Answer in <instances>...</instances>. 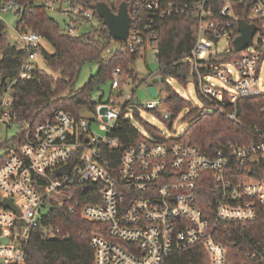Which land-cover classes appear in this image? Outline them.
Masks as SVG:
<instances>
[{"label": "built area", "instance_id": "1", "mask_svg": "<svg viewBox=\"0 0 264 264\" xmlns=\"http://www.w3.org/2000/svg\"><path fill=\"white\" fill-rule=\"evenodd\" d=\"M242 1L135 0L129 3L127 39L112 38L116 47L110 44L105 52L139 51V57H145L152 48L160 62L158 20L178 15L195 20L197 37L181 60L189 63L194 85L213 109L242 124L238 112L228 111L227 106L264 93L260 78L264 70V0H247L250 11L245 17L236 12ZM63 2L69 3L67 10H62ZM47 4L50 10L70 14L72 21L64 32L73 36L82 32L78 24L97 14L77 0H48ZM7 12L18 15L20 21L23 3L0 0V20L4 21L2 14ZM239 18L259 29L254 44L237 52L233 41L239 34ZM17 23V48L24 57L16 79H29L42 58V36L18 28ZM231 53L240 55L229 58ZM120 72L116 68L113 73L112 89L123 84ZM213 78L222 84L217 85ZM171 80L176 79L160 80L164 93V85L172 84ZM133 93L130 90L123 102L119 96L100 101L92 108V117L83 114L76 118L55 108L50 117L35 124L19 119L11 108V96L5 94L0 122L15 124L17 134L13 147L0 157V264H26L28 244L36 229L45 237L59 235L60 229L46 218L65 199L72 202L71 211L79 209L82 218L100 224L90 235L95 264H164L171 256L196 249L204 250L207 264H229L231 250L238 253L239 264H264V129L251 128L256 138L250 142H229L211 152L185 139L184 133L146 130L145 139L124 150L112 173L101 161L100 148L103 144L118 146L113 132L121 116L132 118L130 109L138 106L157 110L166 97L165 93L158 102L138 105L132 101ZM124 106L130 108L128 112H122ZM262 110L264 113V106ZM173 114L166 110L159 115L169 121L177 116ZM100 125L107 129L105 136L96 135ZM68 163L70 170L56 174V169ZM86 183L93 189L87 193L96 196V201L82 203L86 195L74 191ZM6 198L17 210L5 207Z\"/></svg>", "mask_w": 264, "mask_h": 264}, {"label": "trees", "instance_id": "2", "mask_svg": "<svg viewBox=\"0 0 264 264\" xmlns=\"http://www.w3.org/2000/svg\"><path fill=\"white\" fill-rule=\"evenodd\" d=\"M23 3L24 12L18 28L34 30L47 39L54 47V52H48L41 45L42 58L47 66L56 72H44L38 67L33 71L32 77L17 78L24 54L18 51L17 43L11 44L5 34L6 24L0 20V110L2 100L6 93L11 92V108L19 119H26L33 124L50 117L55 108H63L71 112L76 118H80L86 110L103 101L102 95L98 100L93 99L94 92L102 83L112 79L113 68H122L132 76L134 61L139 58V51H117L106 53V48L113 42L108 28L102 19L96 15L97 24L91 23V29L82 31L79 36L69 35L61 29L59 22L52 17L47 10L45 2L48 0H20ZM97 1H106L113 10H117L123 0H77L85 8H91V4ZM133 3L135 0H127ZM236 8L241 17L248 15L250 5L243 0ZM219 7L222 2H219ZM217 5V7H218ZM237 7V3H235ZM158 45L160 48V71L165 76H172L180 84L188 83L190 76L189 63L181 60V55L188 51L197 37L196 21L184 16H171L159 19ZM65 29V28H64ZM264 36V32L262 33ZM262 41L260 42V47ZM239 53L227 55L229 58L238 57ZM96 61L98 69L90 79L81 87L76 88L75 83L85 63ZM145 81L142 79L141 82ZM167 97L161 100L160 109L171 110L175 117L187 107L189 113L184 119L191 121L184 130L183 137L196 143L201 150L211 152L229 142H250L256 138L255 126L264 129V93L241 98L236 105L230 104L227 110H236L242 124L229 118L218 109L201 111L197 106L187 104L188 101L180 96L166 83ZM68 91L69 104H63L60 93ZM65 94V95H67ZM64 96V95H62ZM206 101V100H205ZM164 102H167L166 105ZM207 102V101H206ZM209 103V102H207ZM210 104V103H209ZM213 108V107H212ZM124 106L122 112L129 111ZM135 116H139L138 107L130 109ZM156 111V110H150ZM146 130L156 134V126L144 121ZM253 128V129H251ZM113 135L119 140L117 147L103 144L101 161L114 173L124 150L136 142L145 139L142 132L133 123L132 118L122 115L118 127ZM15 138V137H14ZM13 138V140H14ZM78 196L83 194L81 202L96 201L94 195L87 192L93 191L89 183L75 187ZM68 199L63 203H57L50 210L46 222L60 229V233L54 237H45L38 229L28 244V258L26 264H95L94 250L90 243V235L100 226L99 223L88 221L80 215V210L71 211ZM207 255L202 249L191 250L171 256L164 264H207ZM229 264H239L238 253L231 250Z\"/></svg>", "mask_w": 264, "mask_h": 264}, {"label": "rangeland", "instance_id": "3", "mask_svg": "<svg viewBox=\"0 0 264 264\" xmlns=\"http://www.w3.org/2000/svg\"><path fill=\"white\" fill-rule=\"evenodd\" d=\"M48 6L47 2H45ZM68 2L62 3V10L68 9ZM59 6V5H57ZM48 13L54 17L61 27V29L64 30L68 26V24H71V17L70 14L64 11L60 10H50L48 9ZM73 15V14H71ZM2 19H4L6 27H5V34L11 44H15L18 38V32L16 29V23L19 20V16L12 12H7L2 14ZM91 23H94V25L97 24L96 18L92 20H86L78 24V29L80 31H85L88 29H91ZM117 42L113 41L111 43L112 48L116 47ZM41 45L48 51V52H54L53 45L45 38L41 39ZM262 52L264 55V45L262 47ZM39 67L44 70V72H52V70L47 66L44 58H41L39 60ZM131 68H134L132 71V76H136L137 81L133 78L128 77V72L121 68L120 72V81L123 83L119 89H112V79H108L104 83L100 85L98 89L95 90L93 99L98 100L100 95L103 97V101H107L110 96L116 97L119 96V100L123 102L126 98V96L130 93V90L134 89L133 98L132 101L138 105L145 103L147 101H160L162 98H164V95L166 93V97L169 94L168 91L165 93L162 90V83L160 80H162V77H164L160 71V63L155 58L154 51L152 48L148 49L145 57H139L134 61V66ZM263 68H264V59H263ZM98 69V63L96 61L87 62L82 67L78 79L76 80L75 87L79 88L83 86L90 77L97 72ZM116 68H113L111 71V76L113 78V73ZM152 72H155L154 75H151ZM55 76L57 75L56 72H52ZM170 77V75L165 76ZM260 78L263 80L264 83V70L260 73ZM142 79H145V81L141 82ZM213 81L217 85H221L222 82L218 80L217 78H213ZM125 82V83H124ZM155 82V87L157 89V95L154 96L152 93L149 92V84ZM172 85L170 86L172 90L177 92L180 96L185 98L188 103L191 106H197L201 109V111H212V106L205 101V97L201 94L199 91L198 86L193 83V78L190 76L188 79V83L185 82V84H180L176 80H171ZM166 88V85H164V89ZM261 88L264 89V84L261 86ZM121 89V90H120ZM68 91H63L60 93V98H63V104H69L71 103V100L68 98ZM67 94V95H65ZM64 95V96H62ZM7 96H11V92L9 91L7 93ZM166 105L167 102H164ZM190 107H187L182 112H179L177 116L169 121H164L162 116L159 114L164 113L166 109H160L158 108L156 111H150L146 110L142 106H138V114L139 116L134 117V113L132 114V120L135 126L142 132L146 133V126L144 121L150 122L154 126H156L157 130L162 132L165 131L167 133L172 132L176 135H180L181 133L188 128L191 121H187L184 119V116L186 113H189ZM86 117H92L93 112L86 110L85 112H82ZM187 113V114H188ZM154 117V118H153ZM157 131V132H158ZM107 133V129L104 125H100L96 128V135L97 136H105ZM17 134V126L15 124H11L8 126L6 123L0 122V157L7 153L13 146V138ZM11 147V148H10ZM10 148V149H9Z\"/></svg>", "mask_w": 264, "mask_h": 264}, {"label": "water", "instance_id": "4", "mask_svg": "<svg viewBox=\"0 0 264 264\" xmlns=\"http://www.w3.org/2000/svg\"><path fill=\"white\" fill-rule=\"evenodd\" d=\"M91 8L94 9L102 19L113 39H127L130 27L129 2L127 0H123L119 4L117 11H114L106 1L94 2L91 4ZM237 27L239 34L234 39L233 46L234 49L239 52L254 44L253 36L259 27L255 23H249L245 18L238 19ZM149 92L154 96L157 95L155 85L149 86ZM71 167V163H68L65 167L56 169L55 172L56 174H61L62 171L70 170ZM3 204L5 207H11L17 210V206L7 198L4 199Z\"/></svg>", "mask_w": 264, "mask_h": 264}]
</instances>
